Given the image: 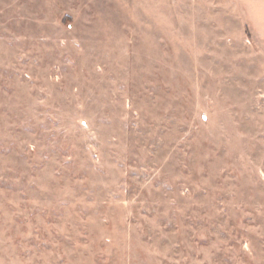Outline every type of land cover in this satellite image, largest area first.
<instances>
[{"label":"rangeland","instance_id":"rangeland-1","mask_svg":"<svg viewBox=\"0 0 264 264\" xmlns=\"http://www.w3.org/2000/svg\"><path fill=\"white\" fill-rule=\"evenodd\" d=\"M0 264H264V0H0Z\"/></svg>","mask_w":264,"mask_h":264}]
</instances>
